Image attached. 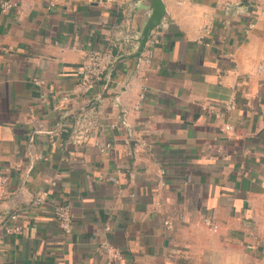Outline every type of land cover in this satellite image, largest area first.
<instances>
[{
	"label": "crops",
	"instance_id": "1",
	"mask_svg": "<svg viewBox=\"0 0 264 264\" xmlns=\"http://www.w3.org/2000/svg\"><path fill=\"white\" fill-rule=\"evenodd\" d=\"M16 1L0 10V174L13 193L0 264H264V72L252 76L264 0H161L159 43L141 59L131 38L156 0ZM97 50L116 62L76 96ZM80 125L84 144L70 138ZM14 212L21 234L5 232Z\"/></svg>",
	"mask_w": 264,
	"mask_h": 264
},
{
	"label": "built area",
	"instance_id": "2",
	"mask_svg": "<svg viewBox=\"0 0 264 264\" xmlns=\"http://www.w3.org/2000/svg\"><path fill=\"white\" fill-rule=\"evenodd\" d=\"M114 0H107V2H112ZM52 5L54 3L52 2ZM19 6V3L16 0H0V10L2 12H8L10 10L16 9ZM158 28V27H157ZM155 28L150 35V38L146 44L147 48L149 45H154L159 43V38L155 35V32L157 30ZM211 34V26H207L203 29V33L201 38H205L206 36ZM138 34L132 35V42L135 43V46H139L138 43ZM143 55V54H142ZM142 55L140 57H137L138 59L142 58ZM116 55L112 50H105V51H92L89 54H87L86 58L84 59L81 69H80V77L77 85L75 86V93L76 96H82L86 92H88L92 86L99 81L106 72L115 64L116 62ZM146 63H151V60L149 58H146ZM264 72V63H261L256 72L252 74V76H257L258 74H261ZM36 83H40L37 81ZM63 100L69 101V96H64ZM235 107V104L233 102H227L225 104V110L226 112L231 111ZM136 108H139L136 106ZM210 112L216 116H223V113L216 110L211 109ZM225 130L230 131L233 129V126L231 124L225 125ZM89 130V128H88ZM88 130L87 128H83L81 125L74 128V130L71 133V140L76 144H84L88 139ZM110 144L101 145L100 147L102 149L109 147ZM164 174L165 172L162 171ZM13 197V193L10 191L9 188V178L7 175L0 174V200H8ZM45 202V197L42 194H38L31 202L32 208H39L42 206ZM18 213L14 212L10 215L12 223L5 228V232L7 234H21L24 230L23 226L18 222ZM55 217L58 222L59 227L67 234L72 233L74 229V223L72 218V212L71 207L69 204L62 203L55 207ZM165 225L168 228H171V223L169 221H165ZM109 230V228H107ZM103 252H105L111 261H118L121 262L123 260L124 254L123 251L113 245L105 244L100 249Z\"/></svg>",
	"mask_w": 264,
	"mask_h": 264
},
{
	"label": "water",
	"instance_id": "3",
	"mask_svg": "<svg viewBox=\"0 0 264 264\" xmlns=\"http://www.w3.org/2000/svg\"><path fill=\"white\" fill-rule=\"evenodd\" d=\"M158 3V9L154 10L151 14L150 21L146 29L141 33L138 38V49L131 56L140 57L145 50L146 44L150 38L151 32L161 25L164 6L161 0H156Z\"/></svg>",
	"mask_w": 264,
	"mask_h": 264
}]
</instances>
